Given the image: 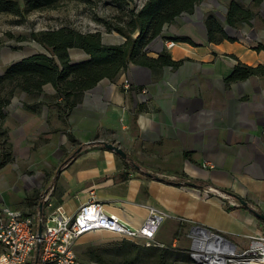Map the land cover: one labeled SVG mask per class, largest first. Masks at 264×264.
Returning a JSON list of instances; mask_svg holds the SVG:
<instances>
[{
    "label": "crops",
    "instance_id": "0c3cea01",
    "mask_svg": "<svg viewBox=\"0 0 264 264\" xmlns=\"http://www.w3.org/2000/svg\"><path fill=\"white\" fill-rule=\"evenodd\" d=\"M228 1L202 0L165 24L141 60L75 93L66 114L50 83L40 93L15 90L0 120L9 151L0 165L2 217L5 210L35 214L38 227L55 207L72 216L91 197L131 227L150 208L164 213L150 244L106 230L82 233L72 251L86 264H192V253L216 246L210 236L193 235L195 225L224 236L238 253L252 246V237L264 236V220L251 212L264 215V74L228 78L237 65L264 66V50L256 48L264 43V2L236 0L255 15L250 25L230 28L223 16ZM209 13L233 40L206 39ZM119 37L108 43L101 34V42L119 44L125 39ZM165 40L174 45L165 47ZM35 52L0 62V74ZM68 52L71 62L88 57L78 48ZM159 52L169 62H147ZM101 141L116 143L132 161ZM172 177L176 183L168 182ZM208 186L246 206L223 204L203 192Z\"/></svg>",
    "mask_w": 264,
    "mask_h": 264
},
{
    "label": "trees",
    "instance_id": "16d2710c",
    "mask_svg": "<svg viewBox=\"0 0 264 264\" xmlns=\"http://www.w3.org/2000/svg\"><path fill=\"white\" fill-rule=\"evenodd\" d=\"M67 1L96 3L98 0H0V14L24 18L35 11L56 9ZM132 1L110 0L120 14L111 19L98 20L107 32L115 31L125 38L119 44L102 43L99 30L82 32L69 26H60L30 32L31 40L41 45L43 50H36L10 64L0 74V120L4 117L3 110L10 103L15 90L40 93L45 83L52 85L59 100L56 104L66 114L72 107L70 97L91 88L102 78H114L127 67L129 61L141 60L165 24L172 23L182 13H191L202 0H144L139 7L131 5ZM252 2L254 6H259L264 0ZM254 15L253 10L236 0H229L223 13L224 21L230 28H235L240 21L250 25ZM204 26L209 42H218L223 38L233 40L213 13L206 16ZM16 38L19 41L23 39L21 36ZM172 39L194 44L187 36H174ZM70 48L81 49L88 57L71 62L68 52ZM256 48L264 50V43L259 42ZM147 62L162 64L169 60L164 59L159 52L157 58H148ZM252 74H264V66L237 65L228 78L238 79ZM3 134L4 131L0 129V165L9 158V151L2 140ZM87 145L89 144L81 147ZM126 160L132 161L131 157H126Z\"/></svg>",
    "mask_w": 264,
    "mask_h": 264
},
{
    "label": "built area",
    "instance_id": "2783aa9c",
    "mask_svg": "<svg viewBox=\"0 0 264 264\" xmlns=\"http://www.w3.org/2000/svg\"><path fill=\"white\" fill-rule=\"evenodd\" d=\"M163 45L171 47L174 41L165 40ZM129 85V80L125 79L123 87L127 89ZM174 179L175 177H172L170 180ZM203 192L218 196L223 204L231 208L241 206L239 199L215 187L208 186ZM44 201L47 202L48 198H44ZM3 212L6 216L3 218L0 211V264H86L78 260L72 251L73 240L82 233L106 230L128 238L144 237L150 244L165 216L164 213L150 208L144 222L138 227H131L121 222L115 215L106 213L102 204L91 197L81 204L72 216L65 215L59 206L55 207L45 218L39 237L35 214L25 215L9 210ZM41 220L40 218L39 221ZM252 238V246L241 252V255L256 256L252 258L264 261V236L258 239ZM207 254L209 257L219 256L218 252ZM191 255L192 264H202L195 259V256L201 257L205 254Z\"/></svg>",
    "mask_w": 264,
    "mask_h": 264
},
{
    "label": "rangeland",
    "instance_id": "374dc122",
    "mask_svg": "<svg viewBox=\"0 0 264 264\" xmlns=\"http://www.w3.org/2000/svg\"><path fill=\"white\" fill-rule=\"evenodd\" d=\"M21 2V0H18ZM144 0H133L131 5L139 7ZM120 14L117 8L111 4L110 0H98L96 3H86L82 1H67L56 9L35 11L24 18L10 14H0V62L13 60L15 56L28 55L34 50H43V47L31 40L30 32L69 26L82 32L99 30L107 39L108 43H116L121 40L119 33L115 31L107 32L99 19H111ZM198 29V28H196ZM23 37L20 41L16 37ZM18 50V53L12 52ZM4 67L0 63V70ZM19 152V151H18ZM24 149H20L21 157ZM23 156V155H22ZM226 264H246L252 255H241L233 253H218ZM223 256V257H222Z\"/></svg>",
    "mask_w": 264,
    "mask_h": 264
},
{
    "label": "water",
    "instance_id": "95a60500",
    "mask_svg": "<svg viewBox=\"0 0 264 264\" xmlns=\"http://www.w3.org/2000/svg\"><path fill=\"white\" fill-rule=\"evenodd\" d=\"M101 143L104 145L105 148L114 151L116 154H118L119 156H121L122 158L126 157V153L125 151L116 143H112V142H105V141H101ZM189 185H193V183H188ZM239 201L241 202L242 205L246 206V202L244 200H242L241 198H238ZM251 212L258 218H261L264 220V215L261 213H258L254 210H251ZM41 230H42V226L39 223L38 227H37V234L40 237L41 236ZM191 233L193 235H204V236H210L212 239L211 241L213 242L214 245L218 246L220 248V251H218L219 253H226L228 251H230L231 253H233L235 251V245L228 240L227 238H225L224 236L220 235V234H216L211 232L209 229L201 226V225H195L193 227V229L191 230ZM39 247V244L37 245V248ZM198 249V248H197ZM213 252V250H212ZM203 255V254H201ZM223 257V256H222Z\"/></svg>",
    "mask_w": 264,
    "mask_h": 264
},
{
    "label": "bare ground",
    "instance_id": "6f19581e",
    "mask_svg": "<svg viewBox=\"0 0 264 264\" xmlns=\"http://www.w3.org/2000/svg\"><path fill=\"white\" fill-rule=\"evenodd\" d=\"M258 244V243H257ZM213 250V252H218L220 251V248L217 246H214L213 248H211ZM229 252V251H228ZM219 253V252H218ZM195 259L199 262V263H206V264H226L225 262H223V260L221 259V257H214L211 256L209 257L208 254H205L204 256L200 255H196ZM210 263H209V262ZM208 262V263H207ZM246 264H264V261H262L261 259H256V258H251L249 261L246 262Z\"/></svg>",
    "mask_w": 264,
    "mask_h": 264
}]
</instances>
